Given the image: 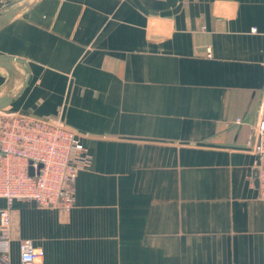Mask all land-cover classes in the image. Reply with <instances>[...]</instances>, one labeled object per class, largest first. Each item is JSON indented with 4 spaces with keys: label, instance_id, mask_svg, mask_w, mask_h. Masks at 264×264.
Returning a JSON list of instances; mask_svg holds the SVG:
<instances>
[{
    "label": "crops",
    "instance_id": "obj_1",
    "mask_svg": "<svg viewBox=\"0 0 264 264\" xmlns=\"http://www.w3.org/2000/svg\"><path fill=\"white\" fill-rule=\"evenodd\" d=\"M0 56L1 109L90 158L69 209L0 197L13 264H264V0H0Z\"/></svg>",
    "mask_w": 264,
    "mask_h": 264
},
{
    "label": "built area",
    "instance_id": "obj_2",
    "mask_svg": "<svg viewBox=\"0 0 264 264\" xmlns=\"http://www.w3.org/2000/svg\"><path fill=\"white\" fill-rule=\"evenodd\" d=\"M82 137L81 132L64 123L61 113L39 118L0 108V197L9 204L26 199L42 207L71 208L78 173L89 163L83 156ZM247 143L259 156L260 194L264 199V98ZM11 220L9 209L0 208V264H13ZM20 252V264H43L41 252L31 240L21 241Z\"/></svg>",
    "mask_w": 264,
    "mask_h": 264
},
{
    "label": "water",
    "instance_id": "obj_3",
    "mask_svg": "<svg viewBox=\"0 0 264 264\" xmlns=\"http://www.w3.org/2000/svg\"><path fill=\"white\" fill-rule=\"evenodd\" d=\"M9 60H10V58H8V57L0 56V64L1 65H4V66L9 67L10 64L7 63ZM8 102H9L8 98H6V99L5 98L0 99V108H3L4 106H6L8 104ZM256 184L257 185H260L258 170H257V173H256ZM32 203L34 205L37 204V202L35 200H33Z\"/></svg>",
    "mask_w": 264,
    "mask_h": 264
},
{
    "label": "rangeland",
    "instance_id": "obj_4",
    "mask_svg": "<svg viewBox=\"0 0 264 264\" xmlns=\"http://www.w3.org/2000/svg\"><path fill=\"white\" fill-rule=\"evenodd\" d=\"M85 151V150H84ZM83 156H85L86 158H88V162H90V158L88 157V155L84 152V154H83ZM85 168V166L83 165V166H81V169H80V171H79V173L81 172V170H83ZM78 173V174H79ZM75 201V200H74ZM73 204H74V202H73ZM73 206V205H72Z\"/></svg>",
    "mask_w": 264,
    "mask_h": 264
}]
</instances>
